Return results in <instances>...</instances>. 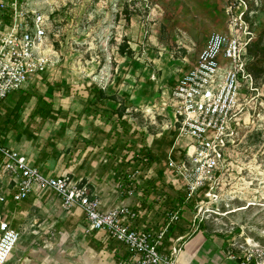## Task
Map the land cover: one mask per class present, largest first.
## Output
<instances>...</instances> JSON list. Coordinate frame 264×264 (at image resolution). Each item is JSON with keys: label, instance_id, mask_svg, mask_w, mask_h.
Listing matches in <instances>:
<instances>
[{"label": "rangeland", "instance_id": "374dc122", "mask_svg": "<svg viewBox=\"0 0 264 264\" xmlns=\"http://www.w3.org/2000/svg\"><path fill=\"white\" fill-rule=\"evenodd\" d=\"M23 1L28 10L49 17L47 45L53 49L54 64L38 87L29 86L19 95L10 108L9 123L19 128L34 118L30 134L39 133L48 123L55 128L61 125V129L67 126L64 134V130L57 129L55 133L60 134L51 138L47 134L34 138L30 147L54 157L65 153L64 148L68 147L63 163L71 160L67 166L74 169L75 177L65 171L62 176L84 186L91 199L96 197V186H110L114 179L126 188L134 187L141 177L154 175L158 170L164 177L175 178L178 191L186 195L175 165L184 159L181 154L187 141L178 137L165 102L180 76L193 66L210 35L226 31L225 8L237 0ZM242 1L247 4V22L254 33L250 51L255 55L258 50L252 56L250 69L264 71V0ZM121 47H125L127 55L119 54ZM48 86L55 87L53 95L47 94ZM93 86L115 95L117 104L125 106L124 129L116 118H98L91 109L84 112ZM256 90L244 93L248 101L244 117L248 119L214 190L217 198L207 199L199 191L186 199L185 206L190 209L187 217L193 231L198 220L208 231L228 236L225 254L227 258L235 257V264L249 255H253L251 264H255L258 251L264 248V72L257 80ZM139 149L146 150L144 155L151 156L154 162L159 160L153 169L143 172L147 158ZM121 173L128 179H122ZM1 179L0 191L10 192ZM161 186L171 194L168 183ZM201 202L204 206H200ZM34 205H38L36 196L14 205L11 225L19 239L8 264H59L58 257L71 264L130 261L129 253L123 256L126 249L122 245L90 231L81 209L66 208L50 192L37 212H33ZM114 209L118 208L109 210ZM238 209L245 211L229 215ZM75 210L81 212L85 223L80 233H69L62 226L55 229L57 223L73 218ZM116 246L122 250L119 259L112 255ZM181 248L176 249L175 255L165 257L175 263Z\"/></svg>", "mask_w": 264, "mask_h": 264}, {"label": "built area", "instance_id": "2783aa9c", "mask_svg": "<svg viewBox=\"0 0 264 264\" xmlns=\"http://www.w3.org/2000/svg\"><path fill=\"white\" fill-rule=\"evenodd\" d=\"M27 6L23 0L0 1V105L10 95L24 92L40 81L54 64L53 49L47 45L49 17L28 10ZM225 16L226 31L210 35L193 66L180 76L165 102L178 137L187 141L182 148L184 159L175 165L187 200L199 191L207 199L217 198L214 190L248 119L244 117L248 106L244 93L257 91L249 71L254 33L247 22V4L235 1L225 8ZM0 172L13 183L15 204L28 200L38 188L54 194L66 208L81 209L90 231L101 233L126 249L131 257L127 264H175L158 251L169 226L154 239L135 231L130 223L136 215L127 208L103 212L97 197L91 199L84 186L64 176H44L24 157L3 146ZM4 202L0 194V204ZM178 220V215H172L169 223ZM18 239L19 233L0 214V264H8ZM258 252L254 262L264 264V248ZM175 254L176 250L171 256ZM252 258L249 255L240 264H251Z\"/></svg>", "mask_w": 264, "mask_h": 264}, {"label": "crops", "instance_id": "0c3cea01", "mask_svg": "<svg viewBox=\"0 0 264 264\" xmlns=\"http://www.w3.org/2000/svg\"><path fill=\"white\" fill-rule=\"evenodd\" d=\"M41 81L42 79L40 81H35V85L38 87V85L42 83ZM19 95H21V93H14L10 95L0 105V146L11 149L18 156L24 157L30 166L38 169L39 172L44 176H62V172L65 171V174H69V176L72 178L75 177L73 175L74 169H71V166H67V164L71 163V160L67 161V164L63 163V158L66 156L68 147H63L65 149V153H62L56 157L49 155L48 153H41L37 150L35 152V150L30 147L34 138L40 136L43 137L46 134L48 135V138H51L57 132L60 134V131L55 133L54 130L61 129V125H58L55 128L54 124L48 123L47 126L43 127L39 133L30 134L32 132L30 126L31 122L34 121V118L29 119V122L26 123V125H21L19 128H15L14 125L10 124V108H12L11 106H14L15 103H17ZM6 122H10V126ZM66 128L67 126L61 129L64 130V132L61 131L62 134L66 133ZM27 134H29V136L28 138H25L24 136ZM50 142L55 143L52 141V139ZM69 148L71 147L69 146ZM157 162H159V160L155 161L151 169L154 168ZM156 172L157 171H155L154 175L141 177L137 182V185L134 187L127 186L126 188V185L121 184L119 180L114 179L111 180L112 182L110 186L100 185L94 188L92 185L96 192L95 196L101 202V211L105 212L112 208H127L131 213L136 215L135 219L130 223L131 229L141 233L149 234L151 235L152 239H154L156 235L163 232L165 228L169 226L165 232L162 242L158 247V251L163 256H170L172 251L178 249L181 246V251L175 260L176 264H235L233 261L229 260L225 254V251L227 250L226 244L229 242L228 236H221L215 232L208 231L207 228H205V224L198 220H195V223L197 222L198 227H196V230L193 231L191 224L192 221H190L189 217H187V212L190 209L185 207L187 205L186 202H184L182 206H179L177 203H175V205L171 208L167 206L169 198H176L185 195L183 191H178L179 189L175 183V178L173 179L171 177H164L161 171V178H158ZM0 178H2L1 180L4 182L5 186L10 188V192L0 191V194H2L5 198V202L0 204V214L9 223L11 229L14 230L11 225L13 220L12 215L14 213V205L18 204H15L12 201V195L14 192L13 183L7 176L1 174V172ZM85 180L87 181L88 179L85 177ZM87 183L91 184L89 181H87ZM166 183H168L173 188L170 191L171 194H167L165 189L162 190L161 185H165ZM154 186L159 188L153 190ZM47 192L49 191L37 188L32 193L31 196H36L38 204L34 205L33 212H37L39 210L41 201ZM243 211H245V209H238L236 211L229 212V215ZM79 212V210H75L74 215H71L74 216L73 218H69L66 223H57L55 229H61L62 226L63 229H67L69 233L72 231L80 233V229H84L85 223L82 220L80 214L81 212ZM172 215H178V223H169V218ZM193 227H195V225H193ZM89 247L90 246H86L85 249H89ZM116 248L118 249H115L112 255L114 258L119 259L120 256H122L120 255L122 250L120 247L116 246ZM123 252L125 254L123 256L127 257L128 252L126 253L125 250H123ZM60 259L69 263V261L66 259L58 257V260ZM58 263L60 264L59 261Z\"/></svg>", "mask_w": 264, "mask_h": 264}, {"label": "trees", "instance_id": "16d2710c", "mask_svg": "<svg viewBox=\"0 0 264 264\" xmlns=\"http://www.w3.org/2000/svg\"><path fill=\"white\" fill-rule=\"evenodd\" d=\"M256 47V46H255ZM128 50V48H127ZM258 52V50H256ZM129 55H132L133 52L131 50H128ZM253 51H249L250 57L252 58V56L254 57L256 54L254 55L252 53ZM119 54L120 55H125V47H121L119 49ZM127 55V54H126ZM249 71L251 73V75L253 76L255 82L257 83V80L259 79L261 72L264 71H258V70H252L250 69L249 66ZM31 85H35V82L32 83ZM175 85V84H174ZM25 92V91H24ZM24 92H20L21 94H24ZM55 92V87H49L47 89V94L48 95H53V93ZM118 99L116 98L115 95H108L107 93H105L104 91L97 89L95 86L91 87L89 89V94L87 99L85 100V109L84 112L88 113V111L91 109L92 113L97 116L98 118H102V117H108L110 118V120H113L114 118H116V120L118 121V123L120 124L121 128L124 129L125 126L127 125V120L125 118V106L122 105L121 103H118ZM106 102H109L108 104ZM113 104V105H112ZM117 104V105H116ZM144 149H139L138 152L140 154H143L142 156H146L147 159L145 164L143 165V172L149 171L153 165H154V161L152 160L151 156L149 155H144L145 154ZM175 155V153H174ZM182 155V154H181ZM156 174L158 175V178H161V173L158 170L156 172ZM121 175L123 176V174L121 173ZM127 180V177H122V179ZM128 182V181H127ZM82 187V186H80ZM162 187V186H161ZM157 186L153 187V190H156ZM164 187H162L163 190ZM170 190H172V188H170ZM168 194V193H167ZM186 202V196H179L176 198H169L168 199V207L171 208L175 205V203H177L179 206H182L183 203ZM172 232V230H171Z\"/></svg>", "mask_w": 264, "mask_h": 264}, {"label": "bare ground", "instance_id": "6f19581e", "mask_svg": "<svg viewBox=\"0 0 264 264\" xmlns=\"http://www.w3.org/2000/svg\"><path fill=\"white\" fill-rule=\"evenodd\" d=\"M250 206H252V205H250ZM58 261L60 262V264H69L68 262H66L65 260H62V259H60Z\"/></svg>", "mask_w": 264, "mask_h": 264}]
</instances>
